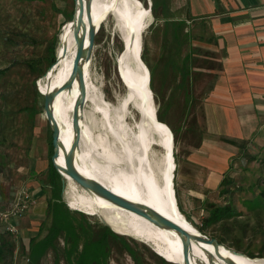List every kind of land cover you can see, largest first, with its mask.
Returning a JSON list of instances; mask_svg holds the SVG:
<instances>
[{
    "label": "rangeland",
    "instance_id": "obj_1",
    "mask_svg": "<svg viewBox=\"0 0 264 264\" xmlns=\"http://www.w3.org/2000/svg\"><path fill=\"white\" fill-rule=\"evenodd\" d=\"M133 1L135 18L141 19L148 13L152 16L142 34L141 56L151 87L146 89L160 128L173 135L177 169L188 149L201 140L202 102L216 76L217 53L197 38H191L192 31L187 35L185 29L176 36L166 29L164 20H174L180 15L179 0H156L155 8L154 0ZM74 7L75 0H0V69L6 68L0 77V233L8 238L13 250L12 257L0 260V264H32L29 241L46 236L54 216L64 229L53 247L35 264L74 263L84 244L105 232L106 225L97 214L69 205L67 179L55 200L51 199V190L45 183L52 129L44 114L39 83L50 68L51 50L57 56L59 35L64 23L72 18ZM121 38L113 16L100 23L86 80L98 87L109 103L116 101V95L126 92L129 55ZM191 51L194 58L186 59ZM184 70L191 76L181 83ZM86 111L90 119L89 102ZM95 117L92 134L99 133L96 144L100 147L104 141L99 127L103 118L99 114ZM137 118L141 120L138 114ZM256 142L232 158L233 174L228 182L232 184L228 195L218 202L232 206L236 211L232 218L203 225L202 211L195 215L192 210L202 204L185 200L184 196L182 199L176 186L177 170L173 183L178 206L184 205V200L187 202L190 214H185L181 207L180 210L196 229L204 228L207 236L249 257L264 258V198L260 195L264 190V139ZM156 150L158 158L161 157V148ZM22 192L31 196L27 211L21 217L6 220L3 213ZM9 225L15 226L17 232L12 233ZM110 230L107 264H178L159 255L153 245L122 234L118 227Z\"/></svg>",
    "mask_w": 264,
    "mask_h": 264
},
{
    "label": "bare ground",
    "instance_id": "obj_2",
    "mask_svg": "<svg viewBox=\"0 0 264 264\" xmlns=\"http://www.w3.org/2000/svg\"><path fill=\"white\" fill-rule=\"evenodd\" d=\"M133 9V0H130V5L128 0H93L92 14L96 26L110 15L115 18L129 55L128 62L126 63L125 56L122 65L124 75L126 63L127 83L126 92L116 95V101L109 103L98 87L86 82V102L92 104V113L89 119L85 103L80 111L81 141L76 150L75 164L86 176L99 180L128 198L156 207L191 232L198 234L200 231L187 220L178 206L173 183L176 165L174 153L172 154V135L160 128L157 112L146 89V86L151 87L148 86L146 66L141 56L142 34L150 25L152 16L148 13L145 17L137 19ZM142 10L145 12L144 7ZM74 24L70 19L62 27L57 50L58 63L39 83L45 93L59 88L70 76L77 48ZM90 65L91 59L84 67L86 80ZM78 94L76 80L71 89L62 90L54 101L55 115L61 128V140L68 148L75 136L72 112ZM95 114L103 118L99 124L104 138L103 144L99 143L100 147L96 144L99 133L92 134ZM137 114L141 117L140 121ZM156 147L163 151L159 158ZM66 179V192L71 207L102 215L110 221L109 224L114 229L118 227L122 234H130L153 245L157 253L171 262L185 264L183 241L177 231L159 227L136 213L85 191L69 175H66ZM192 246L191 264H229L228 259H233L239 264H264L262 257L252 258L225 245L217 250L213 245L193 241Z\"/></svg>",
    "mask_w": 264,
    "mask_h": 264
},
{
    "label": "crops",
    "instance_id": "obj_3",
    "mask_svg": "<svg viewBox=\"0 0 264 264\" xmlns=\"http://www.w3.org/2000/svg\"><path fill=\"white\" fill-rule=\"evenodd\" d=\"M179 1L174 20L185 22L180 34L192 31L191 38L214 49L219 65L202 102L201 140L188 149L175 174L182 199L202 204L192 210L202 211L204 219L210 204L226 205L218 203L228 195L221 190L232 182L222 181H231L232 158L242 150L227 140H247L248 149L264 139V0ZM185 200L180 207L190 214Z\"/></svg>",
    "mask_w": 264,
    "mask_h": 264
},
{
    "label": "water",
    "instance_id": "obj_4",
    "mask_svg": "<svg viewBox=\"0 0 264 264\" xmlns=\"http://www.w3.org/2000/svg\"><path fill=\"white\" fill-rule=\"evenodd\" d=\"M92 4L93 0H75L74 13L71 19L75 23L74 34L77 48L68 80L64 82L59 88L48 93L43 92L39 87L40 92L44 96V114L52 129V162L56 170L62 176L63 188L66 185V175H69L85 191L99 195L116 206L146 218L159 227L177 231L183 241V255L185 264H191L190 252L193 247V241L204 242L213 245L217 250L224 244L216 238L207 236L201 231L198 234L191 232L186 226L168 217L150 204L137 201L117 193L99 180L83 174L75 164L76 150L79 148L81 141L80 111L84 108L87 94L84 67L85 63L89 62L92 57L95 35L100 27V24L98 26L95 24V19L93 18L92 14ZM86 19L89 21V23H87ZM58 60L59 57L57 56L56 62L50 66L49 70L54 69L58 63ZM48 71L46 74H48ZM76 80H78L79 94L76 98L72 112V122L75 136L68 148L61 140V128L55 115L54 101L57 94L62 90L69 88L71 89ZM172 142L174 143L173 135ZM61 158L63 159V162H61ZM99 217L105 225L112 228V226L105 220L104 217H102V215ZM158 254L161 255L160 253ZM161 256L164 257L163 255ZM227 261L229 264H239L233 259H228Z\"/></svg>",
    "mask_w": 264,
    "mask_h": 264
},
{
    "label": "trees",
    "instance_id": "obj_5",
    "mask_svg": "<svg viewBox=\"0 0 264 264\" xmlns=\"http://www.w3.org/2000/svg\"><path fill=\"white\" fill-rule=\"evenodd\" d=\"M154 8L156 6V0H154ZM153 8V10H154ZM73 16V15H72ZM166 29L169 31H172V33L180 34V32L183 29L184 21H175V20H168L165 21ZM174 35V36H175ZM188 57H186L187 59ZM57 60V56L54 53V50H51V56H50V66L53 65ZM6 68L0 69V77L1 75L5 74ZM151 77L152 82L151 86L153 84V69L151 68ZM184 78H182V82H186V77L189 78L190 73L189 71L185 72V70L182 73ZM180 83V84H181ZM186 102H188L186 100ZM159 116V114H158ZM160 118V116H159ZM161 120V119H160ZM161 122V121H160ZM228 142L240 147V149H246V145L248 143L247 140L243 141H236V140H227ZM52 155H53V144H52V135L50 140V146H49V160H48V167L46 172V185L49 186L51 190V199L58 198V195L60 194L61 188H62V176L60 173L56 170L53 162H52ZM228 180L222 181V185L229 184ZM222 193H228L229 188H225L221 190ZM260 195L264 198V190L260 191ZM236 211L232 208L230 204L226 205H217V204H210L208 206V214L203 219V225H212L214 223H217L219 221H222L227 218H232V215H235ZM64 229L63 224L59 221L57 217L54 216L53 222L51 226L48 229V232L46 236H44L41 240H36L35 237L31 238L30 240V258L31 263L35 264L37 263L42 255L50 248L53 247L55 244V241L59 237L60 233ZM200 231L204 233V228H200ZM111 232L109 226H105V232L100 235V237L96 240H90L87 241L82 251L80 252L79 256L75 260L74 263L71 264H107V250H108V238L109 233ZM223 243L222 241H220ZM13 250L11 247V242L8 240L6 236L0 233V260H5L9 257H12Z\"/></svg>",
    "mask_w": 264,
    "mask_h": 264
},
{
    "label": "built area",
    "instance_id": "obj_6",
    "mask_svg": "<svg viewBox=\"0 0 264 264\" xmlns=\"http://www.w3.org/2000/svg\"><path fill=\"white\" fill-rule=\"evenodd\" d=\"M31 203V196L27 192H22L20 196L16 198V200L12 203L11 207L3 213V217L6 220H11L13 218L21 217L28 209ZM8 229L15 233L17 232V228L13 225H9Z\"/></svg>",
    "mask_w": 264,
    "mask_h": 264
}]
</instances>
